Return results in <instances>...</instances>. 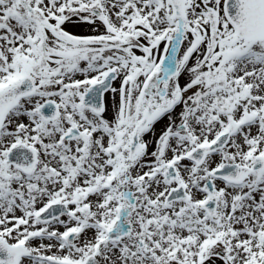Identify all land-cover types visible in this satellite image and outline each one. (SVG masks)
I'll return each mask as SVG.
<instances>
[{"label": "snow or ice", "instance_id": "6c2138e0", "mask_svg": "<svg viewBox=\"0 0 264 264\" xmlns=\"http://www.w3.org/2000/svg\"><path fill=\"white\" fill-rule=\"evenodd\" d=\"M0 264H264V0H0Z\"/></svg>", "mask_w": 264, "mask_h": 264}]
</instances>
